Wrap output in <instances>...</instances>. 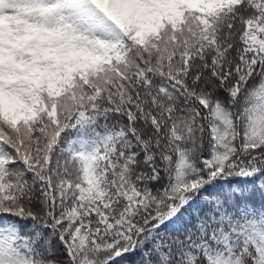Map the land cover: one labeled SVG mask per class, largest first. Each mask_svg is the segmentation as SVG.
I'll list each match as a JSON object with an SVG mask.
<instances>
[{"label": "snow or ice", "instance_id": "obj_1", "mask_svg": "<svg viewBox=\"0 0 264 264\" xmlns=\"http://www.w3.org/2000/svg\"><path fill=\"white\" fill-rule=\"evenodd\" d=\"M0 264H264V0H0Z\"/></svg>", "mask_w": 264, "mask_h": 264}, {"label": "trees", "instance_id": "obj_2", "mask_svg": "<svg viewBox=\"0 0 264 264\" xmlns=\"http://www.w3.org/2000/svg\"><path fill=\"white\" fill-rule=\"evenodd\" d=\"M55 244H56V241H53V245L55 246Z\"/></svg>", "mask_w": 264, "mask_h": 264}]
</instances>
